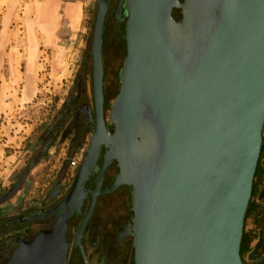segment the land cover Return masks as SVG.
I'll list each match as a JSON object with an SVG mask.
<instances>
[{
	"label": "water",
	"instance_id": "water-1",
	"mask_svg": "<svg viewBox=\"0 0 264 264\" xmlns=\"http://www.w3.org/2000/svg\"><path fill=\"white\" fill-rule=\"evenodd\" d=\"M95 1L96 122L89 148L57 207L65 213L53 231L5 264H38L37 254L50 255L43 250L49 243L52 264L64 262L65 231L101 147L105 162L115 161L118 169L105 193L131 189L132 222L118 239L131 236L133 264H244L240 246L264 129V0H119L125 55L109 113L113 133L102 108L111 0Z\"/></svg>",
	"mask_w": 264,
	"mask_h": 264
},
{
	"label": "flooded vegetation",
	"instance_id": "flooded-vegetation-1",
	"mask_svg": "<svg viewBox=\"0 0 264 264\" xmlns=\"http://www.w3.org/2000/svg\"><path fill=\"white\" fill-rule=\"evenodd\" d=\"M118 1H110L104 23L102 44V108L105 127L109 133H113V127L109 123L110 107L119 91L118 73L125 55L123 35L126 17L123 9H118L116 12ZM173 16L178 18L177 11H173ZM121 52L123 56L120 67L116 75H113L114 68L119 61L118 55ZM106 57L110 64L107 63ZM87 72L90 75V85L83 80ZM76 80L74 87L76 91L72 93L71 98L62 108L60 117L54 121L59 123L58 126L45 133L43 141L39 144V150L31 161H27L15 181L0 192L1 197L24 176L20 188L0 205V233L3 232L0 234V264L9 261L17 251L25 247V244L43 234L52 232L59 216L65 213V210L57 212V207L72 188L74 177L89 148L95 129L96 114L90 49L81 63L80 73ZM110 95H114L112 102L109 101ZM62 118L64 119L61 120ZM60 120L61 123L58 122ZM58 142L60 147L67 145V150L77 148L81 151L75 174L70 176L71 181H68V185L64 183L65 176L60 180L56 178L48 191L41 193L38 198L34 199V202L29 203L26 197L31 190L27 178L38 164L48 159L52 146ZM105 150L101 147L97 162L85 183V196L69 219L65 231V257L61 264H133L131 236L118 239L119 232L126 224L132 222L131 189L121 186L105 193L113 184L118 172L115 161L105 162ZM68 160L69 158L64 160L65 165ZM96 189L98 194L90 212L93 201L92 192ZM31 219L33 221H30ZM85 219L86 222L77 245V234ZM262 242L264 245L263 240ZM47 245L43 250H47L50 255L42 257L41 254H37L38 264H52L54 247L50 243ZM41 257L46 258V262L42 263ZM256 264H264V246L261 248L260 259Z\"/></svg>",
	"mask_w": 264,
	"mask_h": 264
},
{
	"label": "rangeland",
	"instance_id": "rangeland-1",
	"mask_svg": "<svg viewBox=\"0 0 264 264\" xmlns=\"http://www.w3.org/2000/svg\"><path fill=\"white\" fill-rule=\"evenodd\" d=\"M72 1L76 0H0V93L3 98L0 192L14 182L25 163L31 161L45 133L58 126L59 123L54 121L76 91L80 66L90 49L97 4L95 0H88L83 8L80 30L83 29L85 34L79 32L80 39H73L72 28L62 20V10L58 9L56 13V4ZM52 11L55 14H50ZM122 56L123 52L119 53L113 75L120 67ZM106 60L110 64L108 58ZM83 80L90 85L89 72ZM113 97L109 96L110 102ZM59 144L53 145L48 159L31 171L32 178L27 183L32 189L28 198H38L48 191L66 168V185L71 181L70 176H74L72 167L77 164L73 166L72 163L81 157V151L71 155L72 150H67V145L60 147ZM68 158L66 167L64 160ZM261 207L264 211V202ZM260 235L264 241V217ZM259 245L258 240L251 244L253 251L244 257V264L254 261L252 255ZM256 251L261 254V248Z\"/></svg>",
	"mask_w": 264,
	"mask_h": 264
},
{
	"label": "crops",
	"instance_id": "crops-1",
	"mask_svg": "<svg viewBox=\"0 0 264 264\" xmlns=\"http://www.w3.org/2000/svg\"><path fill=\"white\" fill-rule=\"evenodd\" d=\"M88 2H89L88 0H76L75 2H73V1L72 2H65L63 5H57L56 4V6H57L56 7V13H57L58 9L62 10V12H63L62 20L69 23L70 27L72 28V30L74 32V34L71 35V38H73V39H75V38L80 39V36H78L79 32H81L82 34H85V33H83L84 32L83 29H82V31H80V30H81V25H82V20H83L82 19L83 18V8H84V6H86L88 4ZM51 5H52V3H51ZM50 14H55V11H54V13H53V11L50 12ZM82 38H85V37L82 36ZM2 99H3L2 93H0V110H1ZM77 151H78L77 148L72 149V151H70L71 155H75ZM262 161H263L262 162V169H264V158L262 159ZM66 167H67V165H66ZM66 171L68 172L67 168L62 171V174H61L59 180L62 179V177H64V176H65V178L67 177ZM30 178H32V174L29 175V179H27L28 182L31 181ZM31 189L32 188H30V190ZM30 194H31V191H30ZM256 198H257V200H256ZM34 199H35L34 197H29V198L26 197V201L30 200V201H27L29 203L34 202L35 201ZM253 201L258 206V211H259L258 213H262V214L256 218L257 221L255 220L254 216L249 217L247 222H246V228H248V226H249V229L246 230V228H245V230H246V232H257L259 235L257 240L260 243V241L263 240V239H261L260 232L262 231V223H263V217H264V211L262 210V207H261L263 202H264V174H263L261 182L258 185L257 194H256V197L254 198ZM255 251H256V249H255ZM251 253H249L248 255L250 256ZM253 263H255V262L253 261L249 264H253Z\"/></svg>",
	"mask_w": 264,
	"mask_h": 264
},
{
	"label": "trees",
	"instance_id": "trees-1",
	"mask_svg": "<svg viewBox=\"0 0 264 264\" xmlns=\"http://www.w3.org/2000/svg\"><path fill=\"white\" fill-rule=\"evenodd\" d=\"M263 158H264V139L262 142L260 157H259V161L257 164L256 172L254 175L252 194H251L250 202H249L246 215H245V219H244L243 235H242L241 246H240V257L242 261L244 260V257L246 255L252 252L253 249L251 247V244L254 241H257L258 236H259L257 232H246L245 228H246V222L249 217L254 216L255 220L257 221L256 218L262 214V213H258L259 212L258 206L254 203L253 200L256 197L258 185L261 182L263 174H264V169H262V159ZM258 248H263L262 241H260V245L259 247L256 248V250ZM252 258L255 262L254 264H256L258 263L260 259V254H258L257 251H255L254 255H252Z\"/></svg>",
	"mask_w": 264,
	"mask_h": 264
},
{
	"label": "built area",
	"instance_id": "built-area-1",
	"mask_svg": "<svg viewBox=\"0 0 264 264\" xmlns=\"http://www.w3.org/2000/svg\"><path fill=\"white\" fill-rule=\"evenodd\" d=\"M78 163H79V161H78V159H77V162L75 163V162L73 161L72 165L74 166L75 164H77V166H78ZM75 169H76V167H72V170L75 171Z\"/></svg>",
	"mask_w": 264,
	"mask_h": 264
}]
</instances>
